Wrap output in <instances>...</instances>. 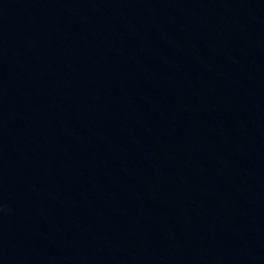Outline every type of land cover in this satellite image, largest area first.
Here are the masks:
<instances>
[{
    "label": "water",
    "instance_id": "1",
    "mask_svg": "<svg viewBox=\"0 0 264 264\" xmlns=\"http://www.w3.org/2000/svg\"><path fill=\"white\" fill-rule=\"evenodd\" d=\"M0 264H264V0H0Z\"/></svg>",
    "mask_w": 264,
    "mask_h": 264
}]
</instances>
